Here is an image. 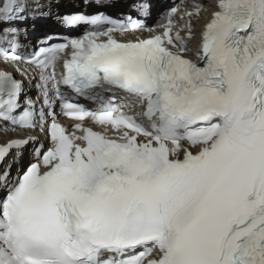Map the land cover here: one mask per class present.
<instances>
[{
	"label": "snow or ice",
	"instance_id": "1",
	"mask_svg": "<svg viewBox=\"0 0 264 264\" xmlns=\"http://www.w3.org/2000/svg\"><path fill=\"white\" fill-rule=\"evenodd\" d=\"M215 7L196 51L201 64L185 56L198 4L181 16L183 29L172 19L178 8L170 9L162 34L148 39L115 38L154 32L141 20L77 14L65 23L96 30L27 60L0 47V59L17 70L35 65L43 82L39 113L26 99L17 114L23 85L0 70V121L13 131L47 127L54 142L42 156L37 149V162L0 200V264H264V0ZM24 12L22 0H0V40L15 36ZM61 85L93 100L97 89H119L135 101L124 107L143 111H89ZM50 90L64 115L111 125L119 138L81 123L74 127L84 134L70 137L52 112L46 125ZM32 139L0 146V161ZM8 176L0 173L5 186Z\"/></svg>",
	"mask_w": 264,
	"mask_h": 264
},
{
	"label": "bare ground",
	"instance_id": "2",
	"mask_svg": "<svg viewBox=\"0 0 264 264\" xmlns=\"http://www.w3.org/2000/svg\"><path fill=\"white\" fill-rule=\"evenodd\" d=\"M57 1H58L57 7H59V8L64 7V6H69L70 8L82 6V0H57ZM195 1L197 3L203 4V6H209L212 8L215 5V1H213V0H195ZM205 13H207V12H205ZM12 137H15V135ZM4 138H5V135L0 134V140H3Z\"/></svg>",
	"mask_w": 264,
	"mask_h": 264
}]
</instances>
